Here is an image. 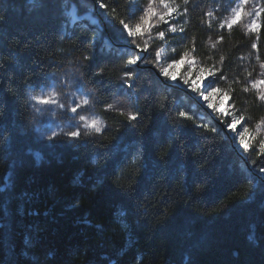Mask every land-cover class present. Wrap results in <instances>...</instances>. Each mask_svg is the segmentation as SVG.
<instances>
[{
    "label": "trees",
    "instance_id": "obj_1",
    "mask_svg": "<svg viewBox=\"0 0 264 264\" xmlns=\"http://www.w3.org/2000/svg\"><path fill=\"white\" fill-rule=\"evenodd\" d=\"M174 1L188 11L180 25L185 32L168 36L173 58L188 51L206 61V69L221 70L225 79L218 86L228 93L227 105L245 118L250 145L259 147L264 104L249 82L264 79V31H229L207 15L233 0ZM103 2L108 10L95 0L93 12L90 0H76L75 9L66 0H0V15L7 19L0 27V181L14 180L0 196V264H264V189L256 178L264 156L232 140L245 164L223 130L197 132L199 123L221 127L189 94L165 86L148 70L158 91L134 106L139 122L106 111L118 65L132 55L130 47L120 48L130 46L118 23L130 19L127 1ZM70 11L83 17L78 26ZM85 53L94 56L93 70L97 63L105 69L94 76L86 68L104 130L76 142H38L29 93ZM245 85L250 91H243ZM180 110L193 118L175 117Z\"/></svg>",
    "mask_w": 264,
    "mask_h": 264
},
{
    "label": "snow or ice",
    "instance_id": "obj_2",
    "mask_svg": "<svg viewBox=\"0 0 264 264\" xmlns=\"http://www.w3.org/2000/svg\"><path fill=\"white\" fill-rule=\"evenodd\" d=\"M190 0H184L185 4H188ZM244 3H247L248 0H243ZM96 3L99 5L101 9L108 10V5L103 2V0H96ZM152 0H149V5H151ZM161 3H164V0H161ZM66 6L70 9L77 8L76 0H66ZM167 7V5H165ZM116 7L110 9L112 13V19L116 20ZM176 11V9L168 8L167 15L171 16V14ZM184 13H187L188 9L185 8ZM261 12H264V6H261L260 11L250 12L249 15L252 16H260ZM69 15H71L72 20L71 23L73 25L78 26V22L83 19L80 15L77 14L76 11H70ZM157 15L149 6L147 9L141 10V15L139 16V22L135 24H130L128 20L121 18L119 19L118 23L121 27V33L126 34L129 39V44L134 45L136 49H140L141 54L135 56L134 58L127 59L125 67L131 65H137L138 61L142 64H151L155 69H158V74L160 77L164 78L166 81H177V68L180 65H186L188 70H192L194 73H198L195 75L194 79L189 78L186 71H182L179 76V80L182 81V84L187 86L185 89L186 91L190 89L192 93H196L198 99L203 100L206 103L208 109H212L213 112H219L220 116H223L225 120L230 121L225 123V121H218L221 124V128H217L214 125L209 123H199L195 125V129L199 132L201 129L204 133H213L218 134L220 131L227 129L237 133L238 136V144L242 146L246 152H254L257 156H264V139L258 140L256 143L259 147L255 145H248L245 143L243 134L239 133V129L237 125L239 124L240 127H244V124L241 123L242 121L246 123L245 118L242 115H234L232 111L229 110H219L215 105L211 103V98L217 94L221 93V89L218 86V80H223L225 77L218 73L221 71L219 69H215V65L212 68L206 69L203 66H199L196 63L194 57L189 58L188 51L183 52L179 56L178 59L176 58H169L163 57L161 54V50H156L154 53V57L152 59H148L147 57L151 55L149 51V44L148 41L145 39L143 43V47L141 44L137 42V38H143L146 33L144 31L145 26L147 25V34H151L152 28L155 25L150 23L151 17ZM207 15L211 16L212 13H207ZM135 12L133 11L132 16L130 19H135ZM160 20L163 21L165 24L169 25V31L172 33H176L179 31L180 33H184L185 29L180 28L177 29L175 25H172L168 20L164 19V15H160ZM242 20V15L239 10H233V15L230 20H225L221 27H226L227 30L231 31L232 28L238 25ZM7 23V19L4 15H0V27ZM94 23V22H93ZM209 26H211V22L209 21ZM246 29L249 33H256L258 31H264V22L257 23L255 19L251 20L250 22L246 23ZM158 36L161 40L165 38L164 32H159ZM95 39V37H93ZM219 40H223V37H219ZM215 47V45H213ZM253 48L257 47L256 43L252 44ZM191 51H195L193 47L190 49ZM176 49L173 48L172 52L175 53ZM94 59L93 55H89L85 53L81 58H78L77 62L79 63L80 60L89 61L88 69L94 76H102L104 74V67L97 63L94 66L91 61ZM82 67L83 65L80 64ZM261 69H264V63L260 65ZM207 72V75H205ZM134 75L132 69L123 73L122 81L124 84H127L129 88L133 85L129 83L128 79H124L128 77L129 79ZM249 76L252 75L251 72L248 73ZM260 76L264 77V71L260 73ZM251 89L256 90V99H258L262 104H264V88L261 86L264 85V79L259 80H251L250 82ZM36 89H39L37 94L30 95L29 99L33 101V109L37 115H44L46 112H50L52 116L55 118L57 115L66 118L69 121V127L73 130L71 131H64L63 128L60 129L58 133L55 130L50 131V135L44 136L43 131L41 128H36L37 132H41V139H47L49 141L54 140L58 135L63 134L69 140V142H76L79 141L82 137L90 136L92 133L99 134L104 130L103 122L100 121L98 118H89L86 115L81 114L83 111L91 109L95 105L94 94L89 93L88 91L84 90L83 82H82V73L79 72V68H77L76 73L71 77L68 78L67 74H65L64 78H57L55 74L52 75L51 80L45 79L43 82L36 83L33 91L35 92ZM243 91L248 92L250 88L245 85ZM224 95H228L225 91ZM231 99V97H229ZM167 97H165V101ZM119 102L108 103L105 106L106 111H113L119 112L120 115H124V110L118 106ZM165 110H167L166 103H162L161 105ZM230 108H234V105H230ZM71 114V115H69ZM140 113L137 111L136 113H128V120L131 123L132 121H138V117ZM175 117L179 119H192L193 117L186 113L183 110L178 111L175 113ZM34 123H38V121H34ZM177 124H179V120H177ZM136 125H132L135 127ZM261 126H264V118L260 120L257 124V129ZM248 129L244 127V132L246 133ZM237 136H233L232 139L234 142L237 140ZM204 139L214 138L208 137L205 135ZM0 139H4L2 135V131H0ZM168 155V153H165ZM37 159H39V153H35ZM255 163V161H252ZM258 175L256 178L260 181L259 187L264 189V166L259 167ZM131 179V176H129ZM248 184L252 185V180L248 179ZM14 183L13 177H8L7 180L0 181V196H2L5 191H10L9 184ZM252 194L250 188V195Z\"/></svg>",
    "mask_w": 264,
    "mask_h": 264
},
{
    "label": "rangeland",
    "instance_id": "obj_3",
    "mask_svg": "<svg viewBox=\"0 0 264 264\" xmlns=\"http://www.w3.org/2000/svg\"><path fill=\"white\" fill-rule=\"evenodd\" d=\"M126 1L130 9V17L132 16L133 11L135 12V17H136L135 19H129L128 22L130 24H135L139 22V16L141 15V10L147 9L149 6H151L152 10L157 14L151 17V20H150V23L152 25H155V27L152 28L151 30V34L150 35L147 34V25H146L144 29L146 35L143 38H139V37L137 38V42L140 43L142 47H143L144 40L146 39L148 41L149 51L151 52V55L148 56L147 58L152 59L154 57V53L156 50H161V54L163 57L173 58L174 57V54L172 52L173 47L169 43L170 39H168L169 38L168 36L177 34L179 33V31H177L176 33L170 32L169 25L165 24L163 21L160 20V15H164L165 20H168L172 25H175L176 28L179 29L181 22L183 21L182 17H184V14H183L184 11L182 7L178 5L174 0H164V3H161V0H152L151 5H149V0H126ZM165 5H167V7H165ZM168 8L176 9V11H174L171 14V16H169L167 15ZM254 8H255V11L260 10V0H248L247 3H244L243 0H233V2L231 3L229 2L223 3L220 9L218 11L215 10L214 12H212V15L209 17H211L212 21L218 23L219 27L222 28L221 24L225 20H230L232 18L233 10H239L242 15V20L238 25L234 27H240V29H242V31H244L245 33L254 34V33H249L245 27L246 23L250 22L253 19L258 21L257 16H255L254 14L252 16L249 15L250 12H253ZM93 12H96V10L95 11L93 10ZM88 18L90 21L94 23L97 21V18L94 19L91 16ZM159 32H164L165 38L163 40L159 38L158 36ZM96 38H97L96 40H98V36H96ZM106 42L107 41H105L104 43L107 44ZM125 46L130 47L127 49V51L129 50L127 54L130 53L132 55V58L133 56L135 57L141 54L140 49L135 50L134 45L128 46L126 44V45H122L120 48L124 50ZM123 50L122 52H124ZM192 57L194 56L189 54V58H192ZM77 60L78 58H75L69 61L64 67L48 75L46 79L51 80V77L53 74H55L57 78H64L65 74H67L68 78H71L76 73L77 68H79V72L82 73V82H83L84 90L88 91L91 94H94V99H95L94 107L83 111L81 114L86 115L89 118V120H91L92 118H98L100 121L103 122V120L101 119V117L99 116L97 112V108L99 106V102H98L99 95L96 91V88H94L93 85L91 84L90 76L88 75L87 69H86L89 64V61L80 60L78 63ZM195 60H196L197 65L203 66L204 68H206V61L203 62L197 58H195ZM80 64H82L83 66L81 67ZM118 66L119 67L117 70H120L119 73H117L118 83H117L115 92L112 96V101L113 103L118 101L119 102L118 106L124 110L125 116H128L129 112L133 113V108L140 99L145 98L148 95L152 94L153 92L158 91L156 85L153 82L152 77L150 78L148 73L146 72V70H148L153 73L152 71L153 69L155 70V73L158 74V69H155L151 64H142L139 61L137 65H131V66H128L127 68L125 67V64L124 65L119 64ZM131 67H133L134 69L133 71L134 75L130 79L128 77L124 78V79H128L129 83L133 85L131 88H129L127 84L123 83L122 76H123V73L131 69ZM182 71H186L187 75L191 79H194L195 75H198V73H194L192 70H188L186 68V65L182 64L176 70L177 76H178L177 81L166 82L162 79V77L159 76V74H158V77L161 79L164 85L171 84L174 86H178L182 88L184 91H186L185 89L187 88V86L183 85L182 81L179 80V76ZM153 75L155 76V78L158 79V77L154 73ZM205 75H207V72H205ZM177 82H179L181 86L176 85ZM38 92H39V89H36L35 92L32 90L28 96L29 111H30V124H31L32 132L34 134L35 139L41 143H49L52 140L49 141L47 139H41V132H37L36 128H41L44 136L50 135L51 130H55L59 133L61 128H63L64 131H71L73 129L69 127V121L66 118H63L59 115H57L54 118L50 112H46L44 115H37L34 112V109L32 106L34 102L31 101L29 97L30 95L37 94ZM186 92L190 93L191 96L195 99V101L199 103L198 105L203 110L210 113L209 115L213 119H215L214 114H216L222 119L221 121H227L225 120L223 116H220L219 112H213L212 109H208L206 106V103L203 100L198 99L196 93H192L190 89L187 90ZM223 93L224 91L221 89L220 94H217L211 98V103L215 105L221 111L223 110L231 111V109L227 105V97ZM34 121H38V123H34ZM103 125L105 127L104 122H103ZM237 128L239 129V133L243 134L245 143L250 145L252 142L251 134H249L248 132L245 133L244 129H242L239 124L237 125ZM225 130L228 132L231 139L233 136H237L236 132H233L227 129ZM256 134L258 136L257 140L264 139V126H261L259 129H257ZM93 135L95 136L97 134L92 133L90 136H93ZM63 137L68 140V138L64 136L63 134L58 135L56 138H63ZM87 137H82L80 140L82 139L84 140V138H87ZM235 143L240 149L241 148L244 149L242 146H239L238 144V136H237V140Z\"/></svg>",
    "mask_w": 264,
    "mask_h": 264
},
{
    "label": "water",
    "instance_id": "obj_4",
    "mask_svg": "<svg viewBox=\"0 0 264 264\" xmlns=\"http://www.w3.org/2000/svg\"><path fill=\"white\" fill-rule=\"evenodd\" d=\"M92 3H93V10L95 11L96 10V3H95V0H90ZM98 18H100L99 17V15L96 13L95 14ZM152 71H153V73L158 77V74L157 73H155V70H153L152 69ZM158 80H160L161 81V79L158 77ZM162 82V81H161ZM165 86H168V87H171V88H177V89H181V88H179L178 86H174V85H168V84H165ZM181 90H183V89H181ZM184 91V90H183ZM186 94H189L190 95V97L195 101V99L191 96V94L190 93H188V92H186V91H184ZM196 102V104L198 105L199 103L197 102V101H195ZM214 120V119H213ZM215 121V120H214ZM216 122V124L218 125V126H220L221 127V124L219 123V122H217V121H215ZM223 132L228 136V138H229V141L231 142V146H232V149H233V151L244 161V163H245V159L243 158V156L241 155V153L239 152V150L232 144V139H231V137H230V135L228 134V132L224 129L223 130ZM246 164V163H245Z\"/></svg>",
    "mask_w": 264,
    "mask_h": 264
},
{
    "label": "bare ground",
    "instance_id": "obj_5",
    "mask_svg": "<svg viewBox=\"0 0 264 264\" xmlns=\"http://www.w3.org/2000/svg\"><path fill=\"white\" fill-rule=\"evenodd\" d=\"M180 88V87H179ZM182 89V88H181Z\"/></svg>",
    "mask_w": 264,
    "mask_h": 264
}]
</instances>
